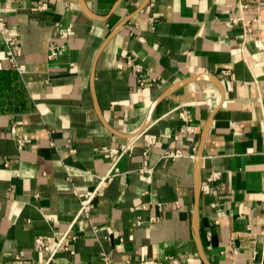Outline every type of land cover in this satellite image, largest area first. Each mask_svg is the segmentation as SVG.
Returning a JSON list of instances; mask_svg holds the SVG:
<instances>
[{"label": "crops", "instance_id": "crops-1", "mask_svg": "<svg viewBox=\"0 0 264 264\" xmlns=\"http://www.w3.org/2000/svg\"><path fill=\"white\" fill-rule=\"evenodd\" d=\"M237 1L0 0L23 66L0 37L1 264H43L62 236L52 264H257L264 67L241 48ZM241 2L247 19L264 6ZM175 148L194 157L161 158Z\"/></svg>", "mask_w": 264, "mask_h": 264}, {"label": "built area", "instance_id": "built-area-1", "mask_svg": "<svg viewBox=\"0 0 264 264\" xmlns=\"http://www.w3.org/2000/svg\"><path fill=\"white\" fill-rule=\"evenodd\" d=\"M45 8L44 4H40L37 6V9L43 10ZM247 8V4L244 2H241V0L237 1V8L235 10V13L233 16L230 17V21L232 24H239L242 27L243 30V37L241 42V48L245 46V42H251L254 50L256 51V54L259 57V61L261 62L262 67H264V6L259 5L255 9V14L250 19L245 18L244 11ZM154 17L149 18L150 23H154ZM67 31L64 30L61 34V37H66ZM0 37L4 41L6 50H5V56L7 60L10 62L11 67L17 70L18 72L23 71V66L17 64L16 58L17 55H19L20 50L18 46V37L16 33L6 24L5 17L3 14L0 13ZM58 55V49L57 46L54 44H51L48 46V52H47V58L49 60H52L56 58ZM126 66L129 67L135 74L136 81L140 84H144V70L140 63L134 61L131 57H128L126 60ZM223 73L225 75L229 74V70H223ZM215 101L218 104V98L210 97L208 95L204 96V98L201 100L202 103L207 104L209 107L212 106V102ZM200 103V102H197ZM180 115L182 117L183 113L181 112ZM261 124L262 128H264V106H262L261 109ZM148 143H151V140H147ZM114 153H117L118 156L122 153H118L116 149L112 150ZM190 156L194 157L193 154H187L186 152H183L180 148H175L172 150H166L161 154V158L164 159H172L177 158L180 156ZM119 172L116 162L112 164V166L105 172L103 175L99 176V182L95 186V188L92 190L91 193L80 197L79 198V208L77 211V216L84 215L88 216L91 210V204L92 200L95 195H97L98 191L100 190V187L104 184L106 179L110 176H113ZM220 177L219 172H212L209 177L207 178L208 182H214L218 180ZM77 193V191H75ZM36 245H44L45 242L38 238L35 240ZM67 250L68 245L65 244V236L56 238L54 241V248L51 251V253L47 256L45 262L43 264H52L54 255L57 250ZM259 259L257 264H264V226H262L260 230V243H259V251H258ZM168 257V256H167ZM165 257V258H167ZM17 260H19V263H21L19 256L15 257ZM102 259L106 262H110V258L106 254H102ZM168 259H171L173 263H177V259L173 257H168ZM1 264V263H0ZM144 264H158L157 261L154 260H144Z\"/></svg>", "mask_w": 264, "mask_h": 264}, {"label": "water", "instance_id": "water-1", "mask_svg": "<svg viewBox=\"0 0 264 264\" xmlns=\"http://www.w3.org/2000/svg\"><path fill=\"white\" fill-rule=\"evenodd\" d=\"M93 68H92V76H93ZM219 104V103H218ZM215 101H213L212 102V106L214 107V108H217V107H219V105H218ZM197 175H199V171H198V174ZM199 177V176H198ZM199 182V181H198ZM197 194H199V191H198V193ZM195 213H194V219H195V221L197 220V215H198V210H197V206H196V209H195V211H194Z\"/></svg>", "mask_w": 264, "mask_h": 264}]
</instances>
